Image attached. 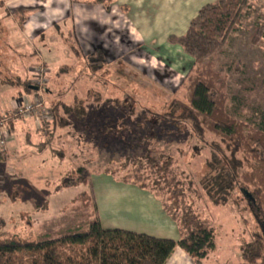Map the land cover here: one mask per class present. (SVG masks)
Wrapping results in <instances>:
<instances>
[{"label":"rangeland","instance_id":"obj_1","mask_svg":"<svg viewBox=\"0 0 264 264\" xmlns=\"http://www.w3.org/2000/svg\"><path fill=\"white\" fill-rule=\"evenodd\" d=\"M241 10L235 26L224 32L220 51L207 63L225 83L228 115L238 122L249 124L251 129H258L264 119V40H260V28L264 27V0H248L246 8ZM23 23H10L6 29L20 36ZM61 32L64 30L61 29ZM50 33L43 32L40 35L42 43L34 41L33 44L42 53L49 69L58 65L65 70L64 74L56 76L54 72L49 73L46 64L30 57L32 48L29 45L23 44L19 54L14 55L7 48L9 41L6 39V44L0 36L1 75L9 79L24 78V69L30 60L34 70L29 74L28 79H32L29 84L40 89L42 96L37 100L47 110L50 122L53 121L52 103L63 101L65 105H70L74 98L84 100L88 89H93L90 91L92 94L101 92L104 101L101 107L99 104L94 107L92 96L88 97L84 119L72 114L63 115L59 109L67 124L54 128L52 137L49 135L50 122L47 129L45 121L42 123L33 117L36 115L18 119L35 124L40 136H34L32 143H39L40 138L48 145L44 150H36L27 145L25 134L20 136L16 133L13 148L18 152L20 144L27 152L22 148L19 151V154L23 153L21 157L8 160L4 153L0 154V234L9 233L40 243L85 231L87 220L80 216L90 211L77 207L75 212L72 208L77 205L75 197L86 188L83 185L67 188L63 181L71 170L80 167L90 173L96 187L94 190L104 229L115 230L107 228L111 226L106 225V221L129 226L132 210L112 212L110 202L105 199L110 193V185L97 187V183L107 178L116 181L131 176L138 166L135 160L152 152L153 155L171 158V168L186 192L183 205L191 204L194 211L214 229L215 249L202 264H239L240 247L249 240V233L255 230V224L246 213L245 201L236 192L231 194V201L226 204L214 206L197 200L193 191L199 189L196 182L204 183L207 177L214 174L206 165L209 150L204 143L193 138L185 124L162 116L171 111V96L177 94L180 87L178 79L173 80L175 78L171 75L170 82L174 84H153L118 64L115 73L110 70L102 73L115 84H98L94 78L98 75L87 68L81 56L72 53L71 43L66 38L61 42L57 41L59 38L49 40ZM57 34L55 31L54 36L58 37ZM60 44L64 46L63 51L58 49ZM21 54H27L28 58L23 59ZM68 66L70 68H65ZM187 71L182 72L183 77ZM164 74L171 73L167 70ZM49 80H55L58 85L49 87ZM49 88L58 91L61 99L50 102ZM15 91L21 92L22 87H17ZM31 93L37 96L39 92ZM6 94V89L0 86V96L6 97ZM105 97L115 98L120 104H106ZM174 114L177 116L179 112ZM107 171L116 176L106 174ZM161 195L166 200L170 198L166 192ZM233 200L238 201V211L233 209Z\"/></svg>","mask_w":264,"mask_h":264},{"label":"trees","instance_id":"obj_2","mask_svg":"<svg viewBox=\"0 0 264 264\" xmlns=\"http://www.w3.org/2000/svg\"><path fill=\"white\" fill-rule=\"evenodd\" d=\"M78 0H70L75 3ZM115 0H87L86 4L101 5L109 10ZM248 0H218L202 7L189 23L184 36L169 37L168 42L179 45L191 60L177 94L172 96L171 111L162 115L165 119L185 124L197 142L204 143L210 157L206 163L213 176L204 183L196 182L199 189L193 190L197 200L211 203H230V196L236 192L245 201L246 213L251 216L255 230L249 233V240L240 247L239 264H264V119L261 127L252 128L238 122L226 110L225 83L218 73L212 71L207 61L221 49L224 32L238 22L241 9ZM32 9H18L11 13L23 23ZM260 40H264V27L260 28ZM259 35V32H258ZM262 40V41H263ZM67 42L73 54L81 56L90 71L97 72L106 65L100 50L83 55L73 30L67 34ZM0 85H14L26 92L33 90L29 79H9L0 73ZM92 96L99 104L102 97L89 92L84 99L74 98L72 104L58 101L52 107L53 121L46 124L51 131L66 126L60 115H73L84 119L85 104ZM107 104H120L118 100H105ZM60 109V110H59ZM175 111L179 114L175 116ZM9 127V125H8ZM47 144L38 145L39 148ZM147 152L135 160L138 164L131 176L117 181L133 184L153 193L159 198L164 212L179 228V239H157L144 234L122 230H104L98 220L92 194L90 173L80 167L71 170L63 178L64 186L71 188L83 185L74 199L77 207L90 213L80 217L87 220V228L56 240L35 243L18 236L0 234V264H165L176 248L184 251L195 264H202L215 249V233L209 223L194 211L192 205H183L186 192L176 179L171 168V158ZM106 174L113 173L107 171ZM166 192L169 199L161 195ZM198 192V194H197ZM237 200L232 201L238 211ZM79 212V211H78Z\"/></svg>","mask_w":264,"mask_h":264},{"label":"crops","instance_id":"obj_3","mask_svg":"<svg viewBox=\"0 0 264 264\" xmlns=\"http://www.w3.org/2000/svg\"><path fill=\"white\" fill-rule=\"evenodd\" d=\"M85 1L87 0H78L75 3H71L70 0H0V36L6 44V39L9 41L7 48L14 55L19 54L18 51L23 44L29 45L32 48L30 57L35 58L36 62L37 59H40L42 63L46 64L42 53L33 42L42 43L40 35L45 31L51 32L49 40L54 41L55 38H59L57 41H65L68 31L72 29L83 55L86 56L95 50H100L104 56L105 67L94 72V75H98L94 77L98 84H113L114 82H109V78L103 76L102 73L105 70L115 73L119 67L118 64L124 65L129 71L141 75L153 84H174L175 82H170L171 75L175 78L173 80L178 79L177 84H181L184 78L182 74L188 70L191 58L185 54L179 45L170 44L168 38L184 36L189 23L197 16L199 10L218 0H115L108 11L101 5H89ZM18 9L33 10L23 23L22 33L25 35L21 33L20 36L6 29L10 23L13 25L20 23L11 15ZM61 29L64 32H61ZM55 31L58 32V37L54 36ZM61 37L64 38L60 40ZM3 46L6 48L5 44ZM63 48L64 46L60 44L58 49L63 51ZM21 57L27 59L28 55L21 54ZM29 61L24 69L25 76L22 78L25 80L30 77L29 74L34 70L32 69L34 66ZM46 66L48 67L47 64ZM65 68H70V66ZM47 70L49 73H56V76L59 75L58 73H65V70L60 69L58 65L52 69L48 67ZM167 70L171 74L165 75ZM158 71L163 74H159ZM16 78L19 79V77ZM48 84H51L49 87L52 88L58 85L55 80H49ZM0 86L7 91L6 97L0 96V116L34 97V94L31 93L35 91L34 86L30 92L23 89L21 92L15 91L19 85ZM91 90L88 89V92ZM47 93L50 102L61 99L58 91H52L49 88ZM95 93L102 97L101 92L96 91ZM105 99L117 100L110 97H105ZM103 101L99 103V107ZM92 105L96 106L95 103ZM8 133L9 143L4 154L7 160L21 157L23 153L19 154V151L22 148L26 151V148L20 144L18 152L13 148L16 133L20 136L25 134L28 138L27 145L35 147L36 150L46 148V146L38 147V145L45 143L40 138L39 143H32L34 141L32 138L34 136L37 138L40 135L35 124L27 120L11 122ZM104 180L97 183V187L103 184L110 185L108 188L110 193L105 199L110 202L111 211L132 210V219L128 222L129 226H121L116 224L117 222L106 221V225L111 226L107 228L113 227L115 230L144 234L157 239L174 241L179 239L177 224L164 212L157 196L130 183L108 178ZM90 183L98 220L101 228L104 229V222L94 190L96 187L93 186L91 178ZM121 205L124 209L120 207ZM165 264H195V262L184 251L176 248Z\"/></svg>","mask_w":264,"mask_h":264},{"label":"built area","instance_id":"obj_4","mask_svg":"<svg viewBox=\"0 0 264 264\" xmlns=\"http://www.w3.org/2000/svg\"><path fill=\"white\" fill-rule=\"evenodd\" d=\"M41 71H43L41 69ZM40 89L35 87V91H38L37 96L34 95L32 99L29 101H24L21 107H17L14 110L0 116V154H5L6 147L9 142V133H8V125L17 121L19 118H27L31 115L37 120L45 121V123L50 122V118H48L47 110L43 108L42 103H40L37 99L41 98Z\"/></svg>","mask_w":264,"mask_h":264}]
</instances>
